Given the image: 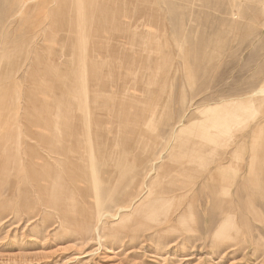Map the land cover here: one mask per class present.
<instances>
[{"label": "rangeland", "instance_id": "374dc122", "mask_svg": "<svg viewBox=\"0 0 264 264\" xmlns=\"http://www.w3.org/2000/svg\"><path fill=\"white\" fill-rule=\"evenodd\" d=\"M68 113L71 132L92 122L122 162L150 150L133 166V210L186 197L157 224L121 210L125 178L103 176L84 239L92 223L66 229L55 212L30 219L20 197L4 205L3 178L0 264H264V0H0V131L25 135L26 150L60 117L67 132ZM239 114L213 133L212 120ZM194 150L216 154L172 194L183 186L159 167L207 165Z\"/></svg>", "mask_w": 264, "mask_h": 264}, {"label": "bare ground", "instance_id": "6f19581e", "mask_svg": "<svg viewBox=\"0 0 264 264\" xmlns=\"http://www.w3.org/2000/svg\"><path fill=\"white\" fill-rule=\"evenodd\" d=\"M59 42L61 43L62 41L59 40ZM53 43L54 42H52V44ZM85 75L86 73L84 72V77ZM86 92L87 88L85 89V99L87 102L88 95ZM93 99H91V101ZM96 99L97 98H95V100ZM97 101L98 100H96V103ZM67 115L68 119L65 124L68 125V131L66 132V130H63L66 133L57 132L60 130L59 126L61 125V117L59 116L60 118L55 121V132L53 135L42 133L40 137L37 138L35 136H30V134L27 135L30 136V139L26 140L28 146L26 150L22 149L25 140H23V137L25 135L3 134L0 131V180L4 178V185H7L8 181L11 182L8 186V193H6V195L4 194V205L9 203L10 205L7 207L11 209L15 199L20 197V210L25 215L31 216L30 219L40 217V211L44 212L46 216H50V213L55 212L59 215L60 227L75 229L77 226H81L80 223L83 221L89 222L90 226L92 222L88 221V210L89 207L92 206L90 203L91 199L94 200L97 197V184L103 179V176L114 178L115 182L117 178L121 176L125 178L126 183L124 186L123 198L117 204L118 207L121 210L130 209L132 212L131 214L147 209L151 220L155 221H153L154 223L161 224L163 221H166L169 218L171 204L175 200L184 199L186 196L176 197V199L167 198L163 201L154 199L146 204L143 203L139 205L137 208H134V210L128 199L133 195L135 186H139L137 182L133 181V166L135 160L142 161L148 159V152L150 150H145L139 158L131 154L127 155L125 161L122 162L123 154L121 151L112 150L106 154L99 149V146H97L99 143L98 137H92L89 133L93 124L92 122H89L88 127L85 128L87 133L76 131L75 134L71 132L73 131L71 124L72 120L69 119V113ZM244 117L246 116L242 117V114H239L238 119L236 115L231 116L229 120L215 118L209 125L213 133L216 131V134L217 132L221 134L225 133L227 130H231L229 128L232 123H240ZM218 136L216 135V137ZM31 140H37V142H32ZM38 147L42 149H37ZM215 154V152L213 154L209 151H191V155L196 161H201L202 159L209 160V162L206 163L207 165L188 163L187 165L181 164L176 167H165L164 165L159 167L162 173L165 169L167 170L164 176L167 184L183 186L182 188L172 191L173 193L171 191L168 193L174 194L180 191L192 190V188L186 190L185 185L189 186L195 184L194 182L197 180V177L210 167L209 165ZM105 158L107 161L105 165L107 167L103 174L98 177V164ZM151 161H153V159ZM196 161L193 160L192 162L197 163ZM24 169L26 170L25 173L22 172ZM2 171H4V173ZM221 171L222 169L218 168L215 172L220 173ZM138 175L143 177V172ZM89 176H91L90 179ZM209 179L212 181L214 177L210 176ZM89 198H91L90 201ZM98 200L97 198L96 201ZM2 208L3 207H0V216H4L2 214ZM116 216L117 213L115 214V217ZM126 216V219H128L131 215L127 214ZM180 219L183 220V217ZM94 227L95 224L90 228L84 229L85 232L83 233L86 235L84 239L92 237V230Z\"/></svg>", "mask_w": 264, "mask_h": 264}]
</instances>
